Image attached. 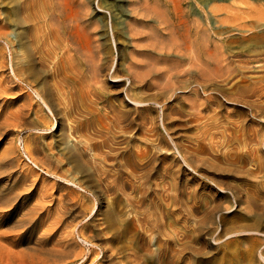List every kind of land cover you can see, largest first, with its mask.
Listing matches in <instances>:
<instances>
[{"label": "rangeland", "instance_id": "1", "mask_svg": "<svg viewBox=\"0 0 264 264\" xmlns=\"http://www.w3.org/2000/svg\"><path fill=\"white\" fill-rule=\"evenodd\" d=\"M16 1L20 4L23 0H0V28L16 24V20L18 24H49L52 21L44 16L46 12L43 0H27L28 10L25 13L29 22L22 23V20L19 21L12 14ZM81 1L85 2L83 6H79L80 15L85 17L84 24L98 27L97 35L101 42L106 43L105 52L112 53L111 57H117L116 67L125 74V65L130 62V55L135 49L131 38L122 34V27L133 20L128 11L129 0H97V3L95 0ZM139 4H147L162 11L169 19L167 24H188L192 30L190 40L194 43L197 36L194 35L193 24L202 25L199 52L203 60L205 92L201 90L197 97L192 91H180L174 100H165L164 109L150 103L149 112L157 123L156 132L163 141V152L156 154V160L144 168L143 172L148 176L143 189L144 198L139 203L130 187L106 189L95 173L91 174V179H86L80 173H72V164L68 162L61 136V119L56 108L52 110V115L46 109L40 113L43 120L39 123L38 131L24 129L13 121V113L22 103L19 90L14 88L7 93L0 91V105H3L0 106V198L7 202H0V264H264V96L238 100L228 98L235 95L241 86H264V0H139ZM19 14L20 17L24 16L22 12ZM142 14L139 26L145 41L138 48L137 59L142 64L156 63L163 68L172 66L173 64L168 63L170 58L175 59L172 51L166 55H158L157 52L160 48L172 46L173 39L160 35L156 29L158 22L151 14ZM38 20L40 21L37 22ZM112 25L117 26L119 31L118 44L112 39ZM5 43L3 38L0 48L7 52L4 49ZM160 57L164 59L160 60ZM185 61L183 64H191L189 59ZM191 72H194L193 69ZM6 73L8 74L7 70L0 73V81ZM44 77L48 81L52 80L51 74H45ZM105 80L111 93V101L119 103L123 110L135 118L131 136L130 133L121 136L129 140L128 156L143 158L141 154L148 151L147 136L152 139L156 136L150 137L143 128L136 132V124L140 119L134 105L124 95L125 83L115 86L113 80L106 77ZM153 80L155 79H151ZM179 80L178 85L187 86L193 78L181 76ZM34 88L37 89L38 86L32 84V87L26 89L31 96H34V91L31 92ZM133 92H142L141 96L148 97L156 93V90H142L136 86ZM187 95L197 100L202 110L205 109L198 121L190 115L194 111L189 108ZM248 99L251 101H247ZM39 107L34 106L35 109ZM162 110L168 132L159 121ZM5 117L10 121H5ZM1 118H5L4 121ZM30 119L36 120L34 113ZM43 123H48L51 128L45 129ZM211 123L219 125V128L212 130V137L206 131L212 126ZM224 127L227 132H224ZM230 132L231 139L223 137ZM248 138L253 140L251 144H246ZM195 139L201 142L197 143ZM225 140L227 141L224 142ZM253 143L257 145L254 146ZM197 144L200 146L196 149ZM175 145L179 150H187L193 164L190 169L180 163L182 171L176 179L166 178V181L173 180L176 183V200L180 205L184 200L188 207H196L187 224L177 221L180 217H185V213H179L178 209V215L175 214L171 199H161L159 194L162 190L156 186L162 181L160 175H164L166 166L174 164ZM31 146L35 148L33 152ZM166 149H170L172 153L167 154ZM37 155L45 158L48 156L52 163L59 161L57 174L68 173V178L75 177L77 186L62 179L59 181V177L49 174L45 168H35L34 159ZM116 170L119 168L112 170L113 173H118ZM39 196L42 197L41 204L37 203ZM156 203L164 207L166 215L169 213L164 221L165 232L157 227ZM9 210L13 211V215L7 216ZM192 218L201 224L199 229ZM164 233L171 234L174 240L170 247L178 252L169 255L168 259L164 248L154 257L147 255L149 250L156 248L155 242L158 239L162 242L166 240Z\"/></svg>", "mask_w": 264, "mask_h": 264}, {"label": "bare ground", "instance_id": "2", "mask_svg": "<svg viewBox=\"0 0 264 264\" xmlns=\"http://www.w3.org/2000/svg\"><path fill=\"white\" fill-rule=\"evenodd\" d=\"M95 1H96L95 3H97V0ZM27 3H28L27 0H23L20 4L16 1L14 4L15 8L12 10V14L16 15L19 21L22 20L23 21L22 23L29 22V17L25 13L28 10L26 7ZM43 3H44V9L46 12V15L44 14V16L49 17V20L50 19L52 20L50 21L49 24H44V23L36 24L35 22L34 24H18V21L16 20L17 22L16 24H11L10 26L5 25L0 28V41L4 38V40L6 41V43L4 44V49L7 50V52H4L3 48H0V73H4L6 70L8 71V74L6 73L7 75H4V76L2 75L3 77H2V80L0 81V89L2 90L0 91H4L1 93H7V91H10L14 88L18 89L19 97L20 99H22L21 105L19 104V107H17L16 111L13 113L14 120L13 119L12 120L14 121V123L23 127L24 129L29 128V130L38 131L39 129L38 126H40L39 123L43 120V115H41L40 113L44 111V109H46L51 114L52 110L56 108L57 113L60 115V119H61L60 121L61 132H62L61 136L63 139V144L65 145V150L67 151L68 162L72 164V173H80L86 179H91L92 178L91 174L95 173V175L99 178V180L104 183L106 189H110L112 187H125V186L130 187V189L133 192V196L138 200L139 203H141L142 198H144L143 189H144V186H146L145 183H146L147 176H148L146 172H143L145 170L144 168L155 159L156 154L163 152V149H162L163 141L159 137V134L156 132L157 123L155 121V118L151 116V112H149L151 108L150 103L155 104V106L158 105L159 107H161V109H164L166 107L165 100L166 99L174 100L175 97L178 96L180 91H183V92L192 91V94H196V96L197 94L201 92V90L205 92L204 75H202L203 74L202 73L203 60L199 52L201 49L200 40H199L200 35H201L200 32H202L203 27L201 24H193V27H195L194 35L197 36V38H195L196 42L194 43L193 41L190 40L192 30L188 26V24H179V23L178 24H167L169 19L165 16V14L162 11L158 10L155 7H149L147 6V4H143L144 5L143 6L139 4V0H129L130 8L128 9V11H130V15L133 17V20L131 22L126 23L125 26L122 27L123 29L122 34H125L131 38L135 49H134V52L130 55V62H128L125 65V74H124L122 73L120 68L116 67L117 64L115 63L116 62L115 58L117 57L115 58L111 57L110 55H112V53L109 54L105 52L104 47L106 43L100 41V38L97 35L98 27L97 26L94 27V24H84L85 17L80 15V9H79L80 5L83 6L85 4L84 1H81V0H43ZM20 12H22L24 16L20 17V14H19ZM143 12H147L151 14V16H153V18L156 19L155 21L158 22L156 29L158 30V32H160L161 36L164 37L165 35L173 39L172 46L168 48H160V50L157 52L158 55H166V54H169L170 51H172V55L175 56V59L172 60L170 58L168 60V63L170 62L171 64H173L172 66H167L163 68V67H159L158 64L156 65V63L142 64L139 61V59H137L136 54H137L138 48H140L142 46L141 43L145 41L144 34L141 32L142 30L140 31V26H139L140 25L139 22H140L141 17L143 16L142 14ZM39 21L40 20H38L37 22ZM146 38L147 36H145V39ZM112 39L115 43L117 44L119 43V39H120L119 31H118L117 26L115 25L114 26L112 25ZM196 45L198 46L196 47ZM159 59L163 60L164 57H160ZM188 59L191 62L190 65L188 62H187L188 64L185 63L186 62L185 60H188ZM183 61H185L184 64H183ZM244 63H246V61H244ZM239 64H241V62ZM192 69L194 71L193 73L191 72ZM45 74H51L52 80L51 81L46 80V77H44ZM181 76H191L193 78V81L191 83L188 82L187 86L178 85L180 82L179 79ZM105 77L107 79L113 80L116 84L115 86H118L119 84H122L123 82L125 83V86L123 89L124 95L126 99L129 101V103L131 102V104L134 105V110L140 119V121L136 124L137 125V128L135 129L136 132L139 131L141 128H143L146 130L145 131L146 133H149L150 137L156 136L154 139L148 138L147 136L148 151L146 152V154L144 153L141 154L143 158H140L137 155L128 156L129 154L128 152L130 151V148L127 146V142L129 140H127L126 138H121V136L132 132V127H133V123L135 122L134 121L135 118H133L127 111L123 110L120 107L119 103L111 101L110 99L111 93L109 89L106 87ZM151 79H155V80L151 81ZM243 81H246V80L243 79ZM32 84H34L35 86H38L37 89L34 88L31 91L32 93L34 91L33 94L35 97L31 96L32 94H30L29 91H27L29 87H32ZM136 86L142 90H148V91L156 90V93L154 92V94H151L148 97H145V96L143 97L141 96L142 92L140 93L133 92L134 87ZM181 88L183 89L181 90ZM263 90H264V86H259V87L254 86V85H251L250 87L241 86L235 95H231L228 98L234 99V100H238L241 98L246 99V98H250L254 96L260 98V96H264ZM187 96L186 98L189 100V103H190L189 108L190 110L194 111L190 115L194 116V119L198 121L199 119H201L202 111L205 109L202 110V107L197 102V100L190 98L191 96H188V97ZM159 99L163 100L162 101L163 103L159 102L158 101ZM247 101H251V100L248 99ZM255 102L256 101H252V103H255ZM35 105H37L38 107L40 106V107L38 109H35L34 108ZM13 110L14 109H12V112ZM162 111H163V114L160 115L161 120L159 118L158 119L160 123H162L163 128H165L164 110ZM213 111L215 110L213 109ZM33 113L36 119L35 121L30 119ZM180 114L182 116V113ZM211 115H213V113L210 114V116ZM216 120H213V122ZM5 121H8V119ZM211 124L212 126L206 131H208V133L212 137V134H213L212 130L219 128V125L218 124L215 125L214 123H211ZM43 125L46 127L45 129L49 130L51 128V125H49L48 123H43ZM165 130L168 132L167 128H165ZM236 130L238 129L236 128ZM196 132L198 131L196 130ZM224 132H227V128L224 129ZM131 134L132 133H130L129 136H131ZM35 136H37V134ZM223 137L226 138L227 140L231 139L230 138L231 132L226 133L225 135H223ZM227 140H225L224 142H226ZM195 141L197 143L201 142V140L199 139H195ZM251 141L253 140L248 138L247 140L248 143L246 144H251ZM32 142L34 141L32 140ZM199 146L200 145L197 144L196 149L199 148ZM30 148H32L31 152H33V150L35 149V148L33 149L32 146ZM173 149L175 150L174 151L175 156L173 158L174 164L173 165L170 164L166 166L164 175H160L161 176L160 178L162 181H160V183L158 182L156 186H159L160 190H162V193L159 194L161 199H164V200L171 199V204L173 207L172 210L175 214L178 215L177 213L178 209H180L179 213H185V217L181 215L183 218L181 219L180 217V219H177V221L178 222L182 221L185 224H187L189 223L190 216L194 214L192 213L193 209L194 208L196 209V207L195 206L188 207V204L184 200H182V203L180 205L179 202L176 200V197H177L176 192L178 189L176 186V183H173V180L171 182L166 181V178L176 179V177L182 171V165L180 163H183L184 166L186 165L190 169H192L193 164H191L189 160L186 149L183 151L179 150V147L177 145H175ZM166 150H167L166 151L167 154L172 153L170 152V149H166ZM42 154L44 155L43 152ZM2 156L1 158H3ZM34 160H35L34 161L35 168H38L41 170L45 168L47 170L46 172H48L49 174H52L55 177H59V181L60 179H62L66 181V183L68 184H73L77 186L76 184L77 182L75 183L74 181L75 177L68 178L67 176L68 173L67 174L63 173L61 175L57 174L59 170V167H58L59 161L52 163L50 162V159L48 156L45 158L44 156H41V155H37V158H35ZM13 162L12 164H15ZM260 167L262 166L260 165ZM116 168H119V170H116L118 171V173L115 174V172L113 173L112 170ZM247 193H248V190H247ZM62 194L63 193H61V195ZM45 195L43 196L44 198H45ZM78 197L79 196H77V198ZM1 201L3 203H7L6 201L1 200L0 198V202ZM83 201L84 200H82V202ZM41 202H42V197L39 196L37 198V203L41 204ZM87 204H89V202ZM76 206H78V204ZM155 207L157 211V216L155 218L157 222V227L161 229V231L165 232L166 223L164 221L166 219V216L169 213H167L166 215V210L159 203H156ZM224 207H226V205ZM174 208H177V209H174ZM7 214H8L7 216L13 215V211L9 210L7 211ZM219 214L217 216H219ZM177 215H176V218H177ZM193 219L194 218H192V220ZM193 221H195V224L194 223L193 224L194 225L197 224L196 226L199 229L201 224L197 222L196 220H193ZM78 223H79V220H78ZM83 229L84 228L80 229L81 233ZM247 232L244 231V233H247ZM148 234L150 235V233ZM253 234H255V232ZM163 235L165 236L166 240L163 242L159 241L158 236H156L155 237L156 241L158 239V242H155L156 248L154 250H149L147 252V255L154 257L155 255H157V252H159L160 250L164 248L166 250V257L168 259L169 255L172 256L173 253L178 252L175 249H172L170 247V243L172 242V240H174L171 234L164 233ZM82 239H85V238L82 237ZM133 240L135 241V238ZM216 241H217V238H216ZM82 247L83 246H81V249ZM181 249H183V247ZM258 254L260 255V253ZM78 255H76V257ZM79 256H82V254H80ZM261 259H263V257Z\"/></svg>", "mask_w": 264, "mask_h": 264}]
</instances>
